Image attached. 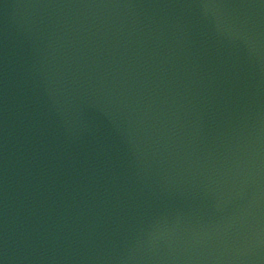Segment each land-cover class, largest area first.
Segmentation results:
<instances>
[{
	"label": "water",
	"instance_id": "95a60500",
	"mask_svg": "<svg viewBox=\"0 0 264 264\" xmlns=\"http://www.w3.org/2000/svg\"><path fill=\"white\" fill-rule=\"evenodd\" d=\"M0 264H264V0H0Z\"/></svg>",
	"mask_w": 264,
	"mask_h": 264
}]
</instances>
